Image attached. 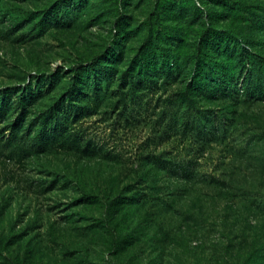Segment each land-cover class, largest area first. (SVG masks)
Wrapping results in <instances>:
<instances>
[{
    "label": "rangeland",
    "instance_id": "374dc122",
    "mask_svg": "<svg viewBox=\"0 0 264 264\" xmlns=\"http://www.w3.org/2000/svg\"><path fill=\"white\" fill-rule=\"evenodd\" d=\"M210 31L264 79V0H0V100L40 88L27 123L114 58L102 100L72 124L78 146L0 147V264H264V100L243 82L235 97L189 93L208 129H180ZM160 152L195 160L192 182L159 171Z\"/></svg>",
    "mask_w": 264,
    "mask_h": 264
},
{
    "label": "trees",
    "instance_id": "16d2710c",
    "mask_svg": "<svg viewBox=\"0 0 264 264\" xmlns=\"http://www.w3.org/2000/svg\"><path fill=\"white\" fill-rule=\"evenodd\" d=\"M232 40V37H228L226 44H223L224 42H220L219 37L213 34V31L206 32L201 37L200 43L205 42L207 46L203 56L205 66L197 62L195 70L197 75L202 77V82L201 86H197L198 88L194 86V82L189 83L187 88L181 91L184 95L183 101L192 110L183 119L180 125L181 131L206 133L208 129L207 117L202 113H197V101L192 98L193 95L200 96L202 99L235 97L240 95L238 85L243 82L242 90L246 95L253 99L264 100L262 75L259 74L256 78V85L252 84L254 67L253 69L248 67L251 66L248 57L250 55L247 51H236L235 45L231 43ZM113 59L109 55L107 60L101 58L90 62L89 69L93 76V84L82 86L77 83L72 84L65 97L53 103L28 123L27 119L32 112L31 97H36L40 88L37 91L33 89V84L28 85L15 101L11 100L13 91L3 93L0 100V125L8 121L7 115L11 110L16 111V116L0 127V147L11 145L15 151L36 153L45 152L52 148H74L78 146L75 138L71 136L72 124L90 111L93 104L97 105L98 101L102 100V90L105 88V84L109 86L114 76V70L110 68L109 64ZM235 61L238 62L236 70L235 64H233ZM129 77L132 78L131 81L139 84L140 89L149 88L152 85L150 79L142 77L139 73L135 72ZM209 81H213V83L208 85ZM126 83L130 82L126 80ZM190 88L198 89V91L190 90ZM154 163H156L155 167L159 171H162L160 169L166 170L179 179H186L185 182L187 183H191L196 175V162L192 158L177 160L175 156L168 157L165 153L160 152L155 155ZM132 191L130 190V192ZM137 194L138 196H136ZM85 196L87 201H90L92 196L94 200L99 199L90 193ZM100 197L103 201V196ZM142 199L143 194L136 191L131 196L122 194L107 196L105 204L115 208L126 203H139ZM120 209L118 214L121 212Z\"/></svg>",
    "mask_w": 264,
    "mask_h": 264
}]
</instances>
